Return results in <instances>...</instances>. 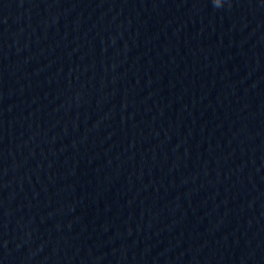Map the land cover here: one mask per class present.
<instances>
[{
	"label": "clouds",
	"instance_id": "1",
	"mask_svg": "<svg viewBox=\"0 0 264 264\" xmlns=\"http://www.w3.org/2000/svg\"><path fill=\"white\" fill-rule=\"evenodd\" d=\"M214 8H222L225 3H228L231 6V0H211Z\"/></svg>",
	"mask_w": 264,
	"mask_h": 264
}]
</instances>
